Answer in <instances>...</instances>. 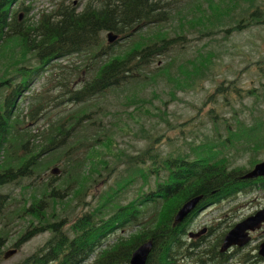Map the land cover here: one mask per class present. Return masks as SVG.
Segmentation results:
<instances>
[{
	"label": "trees",
	"instance_id": "1",
	"mask_svg": "<svg viewBox=\"0 0 264 264\" xmlns=\"http://www.w3.org/2000/svg\"><path fill=\"white\" fill-rule=\"evenodd\" d=\"M16 1L0 0V42L18 37L23 55L35 52L41 61L83 54L89 57L87 62L90 63L92 60L97 62L102 57H107V61L98 67L95 77L84 83L82 88L74 90L70 80L58 82V85H62L59 96L52 98L46 93L39 103L33 105L35 112L30 116L32 119L34 114V120L39 119L38 113L45 114L51 106L56 107V100L59 104L80 106L105 95L112 88L121 87L131 79H141V73L154 64L158 57L166 54L169 46L174 43L171 35L166 34L158 39L150 38L137 42L129 51L114 57L111 56L113 50L110 47L102 46L103 32L133 37L132 32L136 29L167 23L171 16L170 9L162 0H92L81 12L72 5L63 3L53 15L43 17L34 27L29 25V22L26 26L18 23L17 14L10 21L9 8ZM239 1L234 0L233 3ZM207 2L210 3L206 10L201 7L194 17L190 14L189 20L182 14L181 25L176 32L178 40H185L186 34L191 32H208L209 36L217 13L221 17L229 15V12H221L219 7L213 4V0ZM219 3L224 5V1L219 0ZM20 11L28 13L30 8L22 4ZM241 24L238 23L236 31L240 30ZM179 61L178 58L174 59L170 66L161 69L160 77L172 81L170 71ZM211 62L210 56L203 55L198 59L189 60L188 75L192 82L205 76ZM16 72L17 69L10 70L11 74ZM19 72L22 77L19 91L10 92L11 82L6 78L3 106H0V153L5 150L7 156L3 161L4 173H0V186L14 184L30 175L37 169L44 155L56 154V147L67 142L72 131L81 127L83 122L88 123V119L93 115L92 111L83 108L68 116L65 121L57 120L53 123L49 120L50 132L44 137L47 144L36 152L33 146L30 147L31 141L26 139L30 136L21 135L17 130L21 126L19 118L13 119L18 96L22 94L21 88H28V81L34 74L32 70L24 67H21ZM176 87L183 88L180 84H176ZM125 100L127 107L140 104L139 110H143V105L147 103L143 99L139 103L135 94L127 96ZM95 108L99 109V106ZM67 123L71 125L68 127ZM96 123L94 121L87 128L100 124ZM14 132L18 136L13 137ZM37 132L41 134L40 129ZM76 144L78 147L87 145L84 148L86 152L75 157ZM76 144H69L67 150L56 154L53 162L71 163L72 166L68 171L69 180H65L61 188L54 189L50 196L64 197L71 190L69 186L75 188L79 184L75 172L76 165L89 166L88 174L82 177L80 188L74 191L80 201L83 198L80 196H86L90 188L97 184L99 179L104 178V173H109L108 178L120 169L124 173H121L120 181L115 182V189L105 193V198L101 197L103 201L98 208L91 209L75 221L73 239L60 229L63 226L61 217H54L52 214L43 216L39 211L36 216L40 225L33 230L34 226L29 228L22 241L45 231H50L52 237L42 249L22 264H83L106 244L107 248L99 253L94 264H130L135 250L148 241H152L154 245L147 264H185L195 256V251L202 244H194L188 239L189 228L202 208L208 207L212 201L228 199L240 193H251L257 185L255 182H241V169L230 170L228 157L215 154L211 150L194 161L189 159L190 155L182 154H173L160 160L161 156L153 145L139 155H130L120 149L113 135L103 129L93 136L86 135L82 140H77ZM198 150L199 148L193 150L192 154ZM122 165L124 168H120ZM54 180L52 178L51 182ZM258 188L264 189V184ZM134 190H137L138 194L129 201L127 195ZM198 197L203 198L199 210L183 225L178 226L175 217L180 209ZM7 200V197L0 195V212ZM37 206L44 207L43 202ZM120 233L126 234L127 237H120ZM111 241L116 242L110 245ZM229 259L230 256L222 257L219 254L205 259L203 252L197 256L196 264H226Z\"/></svg>",
	"mask_w": 264,
	"mask_h": 264
},
{
	"label": "rangeland",
	"instance_id": "2",
	"mask_svg": "<svg viewBox=\"0 0 264 264\" xmlns=\"http://www.w3.org/2000/svg\"><path fill=\"white\" fill-rule=\"evenodd\" d=\"M60 1L63 0L37 2L34 5V12L29 15V17H32L31 22L36 23L37 13L41 11L52 12ZM66 1L72 3L77 1L78 3L80 0ZM82 1L85 4L88 0ZM163 1L172 4L170 6L171 14L173 15L172 21H169L164 28L169 33H173V36L174 32L179 31V26L181 25V16L178 15L174 19V15L180 12V14H185V19L189 20L191 17L188 11L194 0ZM250 1L252 0H240L238 3H233L234 0H224L225 4H228L232 12H234L233 16L237 20L245 18L249 21V14L259 10L253 18L256 22L253 21L250 26L232 33L230 37H227L225 33H216L210 37L203 38L197 37L193 33L192 36L186 34V39L171 49L166 58L159 57L156 63L143 71L139 77L141 79H131L121 87L112 88L105 95L98 96L95 100L80 106L61 103L55 109L54 106L50 107L48 108L50 115H56L54 119L48 118V112L45 115L47 118L44 120L33 123L28 121L30 123L26 125L21 124L17 129L19 134H28L30 137H26V139L31 141L30 147L32 148L33 146L37 152L47 144V140L44 137L50 124L46 120H50L53 123L57 120L65 121L68 116L77 110L86 108L88 111L93 112L92 118L88 119V123L83 122L81 127L72 131L67 140L71 146L76 144L77 140H82L86 135L88 137L93 136L94 133L103 129L113 135L120 149L130 155H139L150 145H153L161 156L160 160H163L170 154L191 153V149L203 144H209L208 147L216 146V151L225 154L226 157L231 159L234 167L250 169L251 156L246 149L242 148L240 144L232 145L230 142H225L228 135L234 133L240 122H249L254 113L256 114L254 98L247 97V92L254 90L255 87L258 88L259 79H262L261 84L264 83V73L261 72V75L258 71L259 63H264V0H253L255 2L253 5L250 4ZM195 2L201 4L197 8L203 7L204 10H206L207 4L210 3L207 0H195ZM213 4L218 7L221 5L219 0H213ZM155 27H149L147 30L140 32L134 39L121 42V45H115L114 54L129 50L135 43L151 37L153 33L157 32ZM18 41L19 39H12L7 44L9 48H13L14 43L18 44ZM18 47H20L19 44ZM177 52L181 53L179 56L181 61L176 62L170 71L169 76L172 81H169L166 77H160L162 74L161 69L163 70L172 63L173 59L176 58ZM199 54L210 56L212 62L205 76L199 82L196 80L192 82V78L188 75L189 59H196ZM105 61V57H102L97 62H93L89 69L82 72L81 69L87 64V58L73 57L72 59L56 62L57 67L53 68L51 66L48 69L51 71L38 74L30 85L28 94L24 98H18L20 105L17 114H19L20 120L24 123L28 120L30 107L36 103L33 99L36 95L42 96L49 88L52 89L50 91L52 98L60 94L61 88H51L59 82V79L68 78L71 82V88H79L81 84L93 78L100 64ZM35 63V60L30 59L31 65H35ZM55 74L61 76L58 81L54 78ZM176 84H180L184 89L180 90L177 87L175 90ZM174 90L176 93H174ZM217 90L219 93H217ZM238 90H240V93L237 92ZM134 94L139 103L141 99L147 101L146 105H143V110L138 109L140 104L126 106L125 98ZM53 105L55 104L53 103ZM95 106H99V109H96ZM214 112H217L220 116L217 123L212 120ZM260 113L256 114V118H259ZM222 118H225L228 123L223 125ZM94 121L97 122L96 124H100L87 128ZM70 125V123H67L68 127ZM38 128H41L42 136L40 132H37ZM14 133L13 135L18 136L17 133ZM67 142L60 144L57 150L59 152L67 150L69 145H66ZM82 149H78V152ZM56 154L43 156L41 162H39L38 169L44 174H49L51 172L49 167ZM259 158L264 159V152ZM122 167L120 166V168ZM121 173H124L122 169L114 173L111 178H107L105 175V183H101L93 189L91 188L81 202H77L74 197L63 199L64 201L62 202L68 209L62 214V211H58L60 206H57L55 208L56 212L65 217L72 210L73 215L70 218L74 219L77 215L98 208L103 201L101 197L104 196L105 198V193L115 189V182L120 181ZM66 175L67 173L58 174L59 183L68 178ZM49 180V176L43 175L42 179L34 184V188H38L37 192H33L37 196L36 200L38 202L47 192L43 184ZM31 182L32 179H26L22 182V188L20 185H10L1 190L2 193L11 194L12 198L5 209L6 218L3 219L1 225L6 228V224L10 222L8 228L9 231H13L14 236L22 231L30 221L29 216L25 220L23 219L27 215H23L20 218L21 220L17 218L23 213V208L31 205V196L24 194L26 187ZM78 189L79 187L76 186L73 190ZM137 194V190H134L127 195V199L131 201ZM24 199H26V202ZM53 208V205L48 206L43 213L48 214V212L53 211ZM262 208H264V193L255 191L247 197L229 201L220 208L211 211L208 208L200 212L199 216L193 221V230L207 225L216 226L214 234L207 241L208 250H213L217 239L228 226L239 223ZM4 232H7V229ZM49 238V234L37 237L26 245L17 257L9 261L4 260L0 264L21 263L41 248ZM263 239L264 233L262 232L254 235L255 242L242 252L236 253V259L246 254L250 260L254 255L255 247ZM190 264H193V261Z\"/></svg>",
	"mask_w": 264,
	"mask_h": 264
},
{
	"label": "water",
	"instance_id": "3",
	"mask_svg": "<svg viewBox=\"0 0 264 264\" xmlns=\"http://www.w3.org/2000/svg\"><path fill=\"white\" fill-rule=\"evenodd\" d=\"M116 38L109 35V41L112 43ZM264 177V163L258 165L255 170L244 177L245 180H253ZM201 201L200 198H196L187 204L177 214L176 223H182L189 214H191ZM264 224V210L257 213L255 216L248 218L244 222L237 225L225 238L222 253H226L232 247L243 248L249 241V232H255L260 229ZM204 233V232H203ZM202 233V234H203ZM201 234L197 235L200 236ZM192 236V235H191ZM194 237V236H193ZM153 242L150 241L141 245L132 255L130 264H147L148 258L153 250ZM260 255L264 257V243L260 247Z\"/></svg>",
	"mask_w": 264,
	"mask_h": 264
},
{
	"label": "bare ground",
	"instance_id": "4",
	"mask_svg": "<svg viewBox=\"0 0 264 264\" xmlns=\"http://www.w3.org/2000/svg\"><path fill=\"white\" fill-rule=\"evenodd\" d=\"M211 199V198H210ZM177 228V227H176ZM184 251V250H183ZM175 261V260H174Z\"/></svg>",
	"mask_w": 264,
	"mask_h": 264
}]
</instances>
